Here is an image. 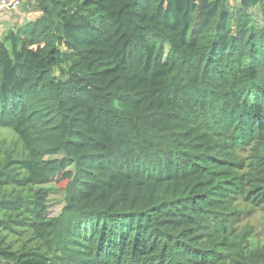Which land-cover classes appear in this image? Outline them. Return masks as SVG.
<instances>
[{
  "label": "trees",
  "instance_id": "16d2710c",
  "mask_svg": "<svg viewBox=\"0 0 264 264\" xmlns=\"http://www.w3.org/2000/svg\"><path fill=\"white\" fill-rule=\"evenodd\" d=\"M34 1L0 37V264H264V0Z\"/></svg>",
  "mask_w": 264,
  "mask_h": 264
},
{
  "label": "rangeland",
  "instance_id": "374dc122",
  "mask_svg": "<svg viewBox=\"0 0 264 264\" xmlns=\"http://www.w3.org/2000/svg\"><path fill=\"white\" fill-rule=\"evenodd\" d=\"M40 15L41 12L37 9L34 0H20L19 8L0 12V37L5 36L15 27L35 20ZM0 138H5L6 144L13 143L16 139L11 132L2 128H0ZM67 181L65 172H60L52 178L49 184L38 187L47 189L49 192L48 205L51 215L58 214L64 205L63 189ZM248 223L261 238H264V211H255L248 218Z\"/></svg>",
  "mask_w": 264,
  "mask_h": 264
},
{
  "label": "built area",
  "instance_id": "2783aa9c",
  "mask_svg": "<svg viewBox=\"0 0 264 264\" xmlns=\"http://www.w3.org/2000/svg\"><path fill=\"white\" fill-rule=\"evenodd\" d=\"M20 0H0V12L19 8Z\"/></svg>",
  "mask_w": 264,
  "mask_h": 264
}]
</instances>
